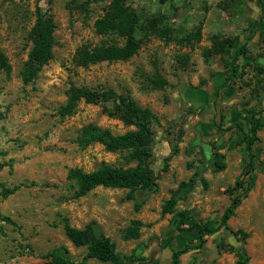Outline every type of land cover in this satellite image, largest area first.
Wrapping results in <instances>:
<instances>
[{"label": "rangeland", "instance_id": "1", "mask_svg": "<svg viewBox=\"0 0 264 264\" xmlns=\"http://www.w3.org/2000/svg\"><path fill=\"white\" fill-rule=\"evenodd\" d=\"M211 1L215 0H127L145 20L162 18L160 25L166 26L169 33L138 34L140 47L127 60L78 65L73 61L78 47L93 46L106 38L96 31L95 21L112 0H0V50L9 64L8 71L0 69V161H11V166L0 170V182L8 186L24 183L14 194L0 197V216L8 218L0 219V264H51L40 254L60 244L74 259L83 257L85 248L74 246L64 233V218L75 227L96 221L122 256L143 245L145 259L140 264H168L169 250L162 249L157 255L161 245L179 249L194 243L197 236L186 223L175 230L172 213L162 214L161 205L179 182L195 171L198 175L194 188L175 210H188L197 221L217 217L222 193L243 168L244 152L234 144V134L221 135L212 123L219 121L220 115L229 123H246L244 108L254 102L264 115V71L259 72L261 65L252 66L253 78L249 77L246 63L242 73L233 76L232 81L226 80L229 67L239 65L238 53L245 50L239 47L235 53L238 37L227 30L231 19L223 23L218 15L219 8L231 18L232 9L223 6L225 0L210 8ZM37 7L52 16L54 45L51 59L26 83L21 71L32 45L30 31ZM117 40L121 44V38ZM228 40L232 44L223 55L217 53L214 44L226 45ZM223 80L227 82L221 83ZM82 85L127 92L156 116L151 148L158 187L142 197L145 200L138 211L126 189L97 186L81 197H69L66 174L70 167L90 171L102 161L124 167L133 164L127 162L125 152L107 151L98 142L85 147L76 142L80 129L89 122L115 134L132 126L107 116L99 104L83 100L73 114L60 117L57 113L67 90ZM257 135L264 142V127ZM211 143L216 146L210 148V153L217 151L224 156L222 170L205 156L209 149L205 145L211 147ZM261 163L264 151L259 153L258 166ZM254 178L252 189L227 224L232 230L248 233L244 245L248 264H264V174L256 171ZM131 219L143 223L140 235L124 239L123 230ZM215 238H207L199 260L190 261L187 252L181 264H208L210 260V264H234V253L217 249ZM149 246L154 253H149ZM88 262L109 264L93 258Z\"/></svg>", "mask_w": 264, "mask_h": 264}, {"label": "trees", "instance_id": "2", "mask_svg": "<svg viewBox=\"0 0 264 264\" xmlns=\"http://www.w3.org/2000/svg\"><path fill=\"white\" fill-rule=\"evenodd\" d=\"M162 18H148L145 20L141 11L131 8L127 0H112L104 15L95 21L96 31L109 39H103L98 44L90 46L82 44L76 50L73 61L78 65H88L103 60H127L133 56L140 47L141 40L138 34H156L162 36L169 33L166 26L160 25ZM54 29L51 14L37 7L34 24L30 31L32 41L28 52L27 60L21 71L24 82L32 81L41 67L52 57L54 45ZM117 38H121L119 44ZM232 42H216L214 47L220 55H223L227 46ZM226 51V50H225ZM0 69L8 71L9 64L5 54L0 50ZM259 72L264 71V67H258ZM242 73V67L231 65L226 76L227 81H232V77L237 73ZM83 100L86 103L99 104L102 112L109 117L121 120L126 126H132L124 133H112L108 128L89 122L82 126L76 142L79 146L85 147L90 143L98 142L107 151L125 152L127 162L133 164L127 167L116 166L107 162H100L96 168L84 171L78 167H70L66 174V189L70 192L69 197L78 198L87 194L97 186L110 188H121L127 190V197L134 202V209L138 211L144 200L137 199V192H145L147 189L155 191L158 187V173L152 167L155 160L152 152L154 140V124L157 122L153 112L145 107L139 106L131 95L127 92H116L112 88H97L89 86H71L66 92L65 101L59 106L57 113L60 117L73 114L78 102ZM245 114L248 121L241 120L228 122L225 116L220 115V120H214L212 125L217 133L228 136L234 134V144L238 145L244 152V165L240 174L235 178L234 183L224 190L223 205L217 217L205 220H193L188 210L176 211L175 207L179 201L187 198L194 188L198 172L195 171L187 180L179 182L173 189L170 196L162 202V214L172 213L171 223L175 230L179 231L183 224H188L190 231H195L196 240L190 245L174 249L170 245L171 258L168 264H181V258L189 252L190 261L199 260L203 246L208 237L215 238L217 249H228L236 257L234 264H248L249 256L244 247L248 233L241 229L232 230L228 224V219L234 214L236 207L247 196L254 185L256 171L264 174V164L259 163V153L264 151V142L257 135V132L264 127V115L257 108L254 102L245 106ZM209 147L205 156L212 158V164L217 170H222L225 164L222 162L223 154L217 151L210 153V148H215V143L203 146ZM211 155H210V154ZM164 159L165 171L166 161ZM11 166V161H0V170L5 166ZM259 167V170L257 168ZM11 171V169H10ZM202 183L205 180L200 178ZM32 183V182H31ZM24 183L6 185L0 182V197L5 199L14 194ZM0 219L7 217L0 216ZM63 230L68 240L76 247H84L85 254L80 259H74L68 248L57 245L40 256L49 260L51 264H90L88 259L93 258L103 263L109 264H140L145 259L142 246L136 247L131 254L122 256L116 251L115 243L106 236L96 221L92 220L83 227L72 226L66 218L62 220ZM143 223L138 219H131L124 228L122 237L124 239H136L140 235V228ZM234 236L239 245H232L228 241L229 236ZM168 245V244H167ZM211 263V260L208 264Z\"/></svg>", "mask_w": 264, "mask_h": 264}, {"label": "crops", "instance_id": "3", "mask_svg": "<svg viewBox=\"0 0 264 264\" xmlns=\"http://www.w3.org/2000/svg\"><path fill=\"white\" fill-rule=\"evenodd\" d=\"M220 1L222 0L209 2V7H218ZM223 6L226 7V9H232V12L234 13L233 17L230 18L228 12L218 8V15L220 16V20L223 23H228L231 19V26L228 27L227 30L238 37V45L234 51H236L235 53H237V49H239V47H242L243 50H245V52L243 53H238L237 63L240 67H242L246 63H249L246 64L247 67H245V70L247 71V75L253 78L252 75L254 74V70L252 66L261 65L264 67V44L262 42V38L264 39V0H225ZM219 81H221V79H219L218 82ZM225 82L227 81L223 80V82L221 83ZM209 87L213 88L212 82H210ZM253 99V101L256 100V98ZM261 102L264 103V93L262 95ZM223 197L224 195L222 193L220 197L221 201L224 200ZM150 247L151 246H149V253H154L152 249L150 250ZM167 247L168 246L163 247L161 245V249L159 248L160 252H158L157 255L160 256L162 254L161 250L163 249L164 252H167V250H169V257H171V250L170 248L167 249ZM148 257L152 258V256Z\"/></svg>", "mask_w": 264, "mask_h": 264}, {"label": "water", "instance_id": "4", "mask_svg": "<svg viewBox=\"0 0 264 264\" xmlns=\"http://www.w3.org/2000/svg\"><path fill=\"white\" fill-rule=\"evenodd\" d=\"M149 191H150V189H147L145 192L138 191V192H137V199H138V200H142V197H143L144 195L148 194ZM228 241H229V243L232 244V245H239V244H240V242L237 241L236 238H235L234 236H232V235L228 237Z\"/></svg>", "mask_w": 264, "mask_h": 264}]
</instances>
